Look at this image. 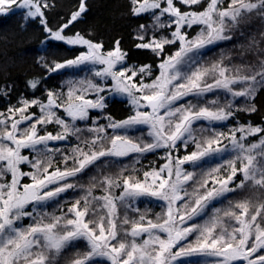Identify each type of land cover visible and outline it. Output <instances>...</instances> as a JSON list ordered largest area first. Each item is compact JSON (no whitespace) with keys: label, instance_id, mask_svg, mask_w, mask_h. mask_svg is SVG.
<instances>
[{"label":"snow or ice","instance_id":"snow-or-ice-1","mask_svg":"<svg viewBox=\"0 0 264 264\" xmlns=\"http://www.w3.org/2000/svg\"><path fill=\"white\" fill-rule=\"evenodd\" d=\"M130 4L135 16L151 13L154 31L171 29L146 39L140 26L136 47L163 57L149 81L151 66L129 68L119 41L105 51L79 33L65 34L87 11V0L55 30L45 17L47 0H0V15L26 10L52 40L85 47L73 59L41 57L47 72L101 66L87 69L93 79L68 81L66 92L49 90L43 100L24 99L0 112V264H59L69 248L75 250L71 264H264V126L215 127L237 112L257 111L254 101L264 90V0ZM253 20L261 24L259 39L247 32ZM226 41H233L235 56L204 60ZM172 45L176 50L165 53ZM40 84L33 80L30 87ZM106 91L127 97L131 114L122 120L107 115L104 124L94 119V110L107 107ZM210 93L227 94L224 103L202 99ZM145 129L147 139L128 134ZM160 149L158 167L141 172L124 163ZM105 165L120 170L107 175ZM84 176L87 185L78 182ZM76 189L82 194L65 208L64 194ZM141 198L160 211H141L135 206Z\"/></svg>","mask_w":264,"mask_h":264},{"label":"trees","instance_id":"trees-1","mask_svg":"<svg viewBox=\"0 0 264 264\" xmlns=\"http://www.w3.org/2000/svg\"><path fill=\"white\" fill-rule=\"evenodd\" d=\"M47 2L51 7L46 10L45 17L48 21V27L55 30L68 21L70 14L78 8L80 0H47ZM131 7L130 0H87V11L78 21L65 29V34L73 36L79 33L93 42L102 43L105 51L112 50L116 42L119 41V47L126 53L125 63L129 68L138 69L140 66H151L153 75L145 78L146 81H149L158 74V65L163 57L156 55L149 49L136 47L140 43L136 37L141 32V25L145 26L146 37L148 38L154 35L159 37L162 35L161 32L165 30L151 32L153 30L151 14L145 13L135 16L131 12ZM260 29L261 24L253 20L247 32L259 39ZM194 33L195 30L191 29L189 35L193 36ZM232 44L233 41L221 42V45L216 47L214 51L208 52L204 60L213 61L221 54L235 56L236 50L232 48ZM175 50V45L168 46L165 48V53L171 54ZM83 51H85L84 46L68 45L63 41L52 40L39 19L26 18L25 11L15 10L7 15H0V112L18 107L24 99L43 100L49 90L66 92L69 87L68 81H79L91 76L93 79V72H89L87 69L74 73L68 69L61 70L60 73H49L42 66L41 57L48 62L63 61L73 59ZM88 74L91 76L88 77ZM33 80L41 81L40 87L36 90L30 87V82ZM104 95L107 107L102 113L95 110L92 113L93 118L98 119L99 123H106L104 117L107 115H111L116 120H122L131 114L133 109L126 100L107 97L106 92ZM226 95L223 93L210 94L202 99L217 98L222 104ZM187 99L191 100L192 97ZM183 102L180 101V103ZM254 103L256 112H237L232 120L222 124L218 123L215 127L220 131L227 132L230 128L245 122L264 126V90L258 92ZM31 111L38 112L37 109ZM201 123L207 126V122ZM48 130L55 131V128L49 125ZM111 131L109 130V132ZM128 134L133 138L147 139L146 129L143 131L132 130ZM164 152L158 150L156 153L141 156L139 163H135L133 157L125 158L124 163L129 168L134 166L142 172L150 167L160 166L164 162L162 159ZM180 154H184L183 149L180 150ZM119 170V166L105 165L102 171L104 174L114 175ZM92 175L95 173L93 172ZM78 182L87 185L90 182V177L84 176ZM80 194L82 193L79 189L69 190L64 194L61 204L66 208ZM96 194L99 195V191ZM148 201V199H141L137 201L135 206L139 207L141 211L151 206L150 216L160 211L159 207L150 204ZM217 206L220 207L221 205ZM46 211L59 214L60 210L56 207H49ZM121 211L123 212V210ZM128 214L129 216L135 215L131 211ZM29 222L30 220H26L24 223ZM83 250L81 247L80 251ZM74 255V249H67L60 258L59 264H71Z\"/></svg>","mask_w":264,"mask_h":264},{"label":"rangeland","instance_id":"rangeland-1","mask_svg":"<svg viewBox=\"0 0 264 264\" xmlns=\"http://www.w3.org/2000/svg\"><path fill=\"white\" fill-rule=\"evenodd\" d=\"M15 10H22V11H26V10H23V9H14V11ZM147 14H149V13H147ZM151 14V13H150ZM153 29V28H152ZM190 30L191 29H189L188 30V32H190ZM151 32H154V30H151ZM157 32V31H156ZM162 33V35L161 36H163V35H170V33H171V29H166L165 31H162L161 32ZM195 34V33H194ZM193 34V35H194ZM190 36V35H189ZM146 38H148V37H146ZM66 43V42H65ZM67 44V43H66ZM69 45V44H68ZM79 46H81V45H79ZM86 50V49H85ZM99 67H101V66H99V65H96V66H93V65H88V66H84V69H88V68H92L93 69V72L96 70V69H98ZM68 70H70L72 73H74V72H78V71H80V69L79 68H73V69H68ZM86 72H88L87 70H86ZM89 76H91V75H89L88 74V77ZM92 78V76L90 77V78H88V79H91ZM97 80H98V78H96ZM106 93H107V97H114V98H119V99H123V100H126L127 102H128V98L127 97H124V96H120V95H117V94H114V93H112V92H110V91H106ZM210 94H212V93H210ZM210 94H208V95H210ZM129 103V102H128ZM130 104V103H129ZM130 106H131V104H130ZM132 107V106H131ZM224 123V122H223ZM130 131H132V130H130ZM57 143H63V142H53V144H57ZM160 150H163V149H160ZM163 151H165V150H163ZM141 199H148L149 200V198H141ZM137 203V202H136ZM155 203L156 202H152V204H154L155 205ZM195 259H201V258H195ZM203 259H210V258H203Z\"/></svg>","mask_w":264,"mask_h":264}]
</instances>
